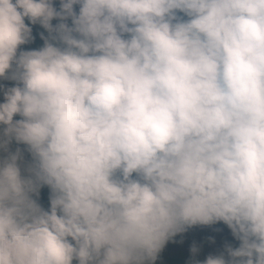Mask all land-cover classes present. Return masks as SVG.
Here are the masks:
<instances>
[{
  "label": "clouds",
  "instance_id": "1",
  "mask_svg": "<svg viewBox=\"0 0 264 264\" xmlns=\"http://www.w3.org/2000/svg\"><path fill=\"white\" fill-rule=\"evenodd\" d=\"M218 224L186 264H264V0H0V264Z\"/></svg>",
  "mask_w": 264,
  "mask_h": 264
},
{
  "label": "rangeland",
  "instance_id": "2",
  "mask_svg": "<svg viewBox=\"0 0 264 264\" xmlns=\"http://www.w3.org/2000/svg\"><path fill=\"white\" fill-rule=\"evenodd\" d=\"M213 228L219 229V231H213L212 228H193L189 230L188 233L184 234V243L181 245H176L169 243L165 250L162 253V264H167L168 259L174 254L182 255V257L187 258V249L190 246L191 242H199L203 247V253L207 254L208 252L216 251L225 241H232L229 230L226 227H221L218 225L213 226ZM214 236L216 244L208 245L207 237ZM176 237L175 239H179Z\"/></svg>",
  "mask_w": 264,
  "mask_h": 264
},
{
  "label": "trees",
  "instance_id": "3",
  "mask_svg": "<svg viewBox=\"0 0 264 264\" xmlns=\"http://www.w3.org/2000/svg\"><path fill=\"white\" fill-rule=\"evenodd\" d=\"M46 195H47V190L46 189L42 190V201L45 204H46ZM218 226L226 227L222 224H218ZM234 243H235V241H234ZM186 260H187V258L182 257V255L174 254L173 256H171L168 259L167 264H186Z\"/></svg>",
  "mask_w": 264,
  "mask_h": 264
}]
</instances>
